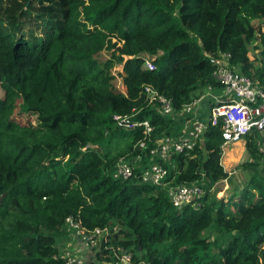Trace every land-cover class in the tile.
<instances>
[{
	"label": "trees",
	"instance_id": "obj_1",
	"mask_svg": "<svg viewBox=\"0 0 264 264\" xmlns=\"http://www.w3.org/2000/svg\"><path fill=\"white\" fill-rule=\"evenodd\" d=\"M223 54L264 86V0H0V264H66L58 239L69 217L110 231L91 264L111 263L119 248L132 264H264L258 131L245 137L251 178L228 200L213 192L230 177L221 121L191 152L159 159L165 185L142 179L158 141L183 134L184 107L219 88L211 58ZM116 66L125 91L113 84ZM148 86L173 115L150 102ZM14 96L35 124L4 120ZM139 156L131 178H113L121 159ZM193 183L204 189L198 205L176 208L170 189Z\"/></svg>",
	"mask_w": 264,
	"mask_h": 264
},
{
	"label": "built area",
	"instance_id": "obj_2",
	"mask_svg": "<svg viewBox=\"0 0 264 264\" xmlns=\"http://www.w3.org/2000/svg\"><path fill=\"white\" fill-rule=\"evenodd\" d=\"M154 58L146 56L145 67L154 69ZM211 63L215 66L214 77L219 84L221 93L215 94L212 86H208L200 99L184 107L181 115L185 117L194 116L198 111L203 100L210 103V117L206 123L192 124L184 127L182 135L177 137H166L157 143L156 149L151 151L150 163L148 168H142V179L144 183L161 185L166 184L168 170L162 163L169 161L173 154L189 153L201 142L208 126H217L222 122L223 131V152L232 145L242 142L245 137L253 131H258L261 140L259 149L264 153V86L258 80H254L243 75L230 64V55L223 54L221 57L211 58ZM261 67L264 68V60ZM122 71V69L120 70ZM115 74V73H114ZM119 78V76H116ZM120 90V89H119ZM123 91V90H122ZM147 96L151 103L160 102L161 110L165 115H173L174 109L170 100L156 92L152 87L146 88ZM191 119V118H190ZM115 120L119 126L132 128L136 124L123 116H116ZM147 132L152 131L149 122H145ZM145 147V144L142 145ZM141 156L133 160L121 159L113 172L114 179H128L134 175L135 169L140 167ZM204 195V189L199 183L178 186L171 188L169 197L176 208L185 205H198V199ZM66 228L76 235L77 241L91 250L107 244L110 236L109 229H95L89 231L73 217L66 219ZM73 234V235H74ZM74 237V236H73ZM106 248V247H105ZM61 256L66 260V264H86L84 258L78 253H73L69 247L61 250ZM113 264H132V255L119 248L112 254ZM92 261V260H91ZM107 263V264H111Z\"/></svg>",
	"mask_w": 264,
	"mask_h": 264
},
{
	"label": "rangeland",
	"instance_id": "obj_3",
	"mask_svg": "<svg viewBox=\"0 0 264 264\" xmlns=\"http://www.w3.org/2000/svg\"><path fill=\"white\" fill-rule=\"evenodd\" d=\"M257 24V23H256ZM255 43L251 46V52L250 56L252 59L259 58L260 51L255 48ZM109 58V53L107 51H104L99 55L100 61H105ZM260 66V62L258 63ZM122 69L121 66H116L113 69L114 75L119 76V71ZM113 84L116 89H120V91H125V87L123 85L122 77L119 76V78H115L113 81ZM205 93V92H204ZM221 93V91H220ZM4 97L3 91L0 89V98ZM207 101L203 102V105ZM23 111V101L20 96H14L12 97L10 101V106L7 114L4 117V120L8 123L10 121H15L18 123H36V118L32 117L30 115H26L25 113L21 115V112ZM203 113L205 115L204 121H208L210 117V105L206 104V108L203 109ZM250 160L247 150H246V141L245 139L235 145L230 146L226 150L224 149L221 164L223 165L224 169L229 173V179L222 180L218 184L215 185L213 192L215 191V194L217 195V198L219 200L224 199L228 200L231 196L235 194H239L243 187L246 185V183L250 180L252 171L247 170L243 167V165ZM205 181H203L201 184L204 185ZM237 199V198H236ZM215 228H210L207 233L210 234L211 238H216L218 235V232L216 234ZM73 231L67 229L66 237H61L58 239V247L60 250L65 248L66 246L69 247V249L73 253H78L82 255V252L80 251V245L77 243L76 235ZM74 236V237H73ZM224 241V239H223ZM97 249V248H96ZM99 249V248H98ZM217 252L218 250L215 249ZM86 261L87 259L84 258ZM102 263V262H101ZM99 263V264H101ZM113 264V263H111Z\"/></svg>",
	"mask_w": 264,
	"mask_h": 264
},
{
	"label": "crops",
	"instance_id": "obj_4",
	"mask_svg": "<svg viewBox=\"0 0 264 264\" xmlns=\"http://www.w3.org/2000/svg\"><path fill=\"white\" fill-rule=\"evenodd\" d=\"M214 92H215V94H220V89H214ZM203 102H204V100H203ZM203 102L201 103V106L199 107V109L195 113V115L194 116H191V119L190 120H188L186 118V122H185L186 124H185V126L188 125V122L187 121H189V123H191V125L192 124H195V122L196 123H200V122L201 123H206L207 122V121H204L205 115L203 113V109L206 108V104H210V103L207 100V102L203 105ZM64 236L66 237V234H64L62 237H64ZM77 243L80 245V248L79 249H81L80 251L82 252V255H80V254L79 255L82 258H86L87 260H90L92 258L94 259V255H95V253H96L97 250H95V251L94 250H91V249L87 248L86 246H84L79 241H77ZM104 264H106V263H104Z\"/></svg>",
	"mask_w": 264,
	"mask_h": 264
},
{
	"label": "water",
	"instance_id": "obj_5",
	"mask_svg": "<svg viewBox=\"0 0 264 264\" xmlns=\"http://www.w3.org/2000/svg\"><path fill=\"white\" fill-rule=\"evenodd\" d=\"M141 249H142V247H141V244H139V251H141ZM100 251V249H98L97 251H96V253H98ZM86 264H91L90 262H87Z\"/></svg>",
	"mask_w": 264,
	"mask_h": 264
},
{
	"label": "clouds",
	"instance_id": "obj_6",
	"mask_svg": "<svg viewBox=\"0 0 264 264\" xmlns=\"http://www.w3.org/2000/svg\"><path fill=\"white\" fill-rule=\"evenodd\" d=\"M95 250H98V248H97V249H95ZM95 250H94V251H95ZM95 254H96V253H95ZM91 260H93V258H92V259H90V260H88V262H91Z\"/></svg>",
	"mask_w": 264,
	"mask_h": 264
}]
</instances>
